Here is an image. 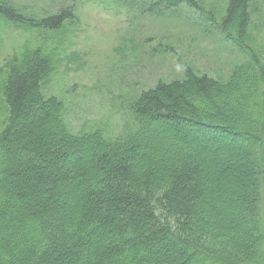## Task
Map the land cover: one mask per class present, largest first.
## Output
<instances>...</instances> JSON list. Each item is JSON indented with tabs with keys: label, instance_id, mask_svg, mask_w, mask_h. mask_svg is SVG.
<instances>
[{
	"label": "trees",
	"instance_id": "trees-1",
	"mask_svg": "<svg viewBox=\"0 0 264 264\" xmlns=\"http://www.w3.org/2000/svg\"><path fill=\"white\" fill-rule=\"evenodd\" d=\"M104 1L156 17L183 3L201 8L197 0ZM255 3L224 0L212 10L219 21L201 26L237 53L223 75L187 63L181 77L126 90L89 127L70 125L65 102L43 92L52 72L45 50L22 67L5 60L0 264H264V42L249 32ZM40 11L0 0V29L54 31L75 15L73 5Z\"/></svg>",
	"mask_w": 264,
	"mask_h": 264
},
{
	"label": "rangeland",
	"instance_id": "rangeland-1",
	"mask_svg": "<svg viewBox=\"0 0 264 264\" xmlns=\"http://www.w3.org/2000/svg\"><path fill=\"white\" fill-rule=\"evenodd\" d=\"M24 6L50 11L57 5L75 6V18L57 32L0 29V130L6 117L2 98L4 60L18 57L31 45L35 52L51 51L52 72L45 79V94L63 100L74 128L100 121L126 97L155 84L158 79L181 77L185 64L211 75H223L237 58L235 49L222 44L201 26L205 15L214 16L223 0H197L200 9L183 3L161 9L158 17L126 11L101 0H17ZM253 34L264 41V0L252 6ZM76 24L75 27H73ZM77 59H72V54ZM108 111V112H107ZM117 124V116H114ZM226 142L223 135L211 136Z\"/></svg>",
	"mask_w": 264,
	"mask_h": 264
},
{
	"label": "bare ground",
	"instance_id": "bare-ground-1",
	"mask_svg": "<svg viewBox=\"0 0 264 264\" xmlns=\"http://www.w3.org/2000/svg\"><path fill=\"white\" fill-rule=\"evenodd\" d=\"M43 31H48V30H50V29H46V28H41ZM54 31H56V30H54Z\"/></svg>",
	"mask_w": 264,
	"mask_h": 264
}]
</instances>
